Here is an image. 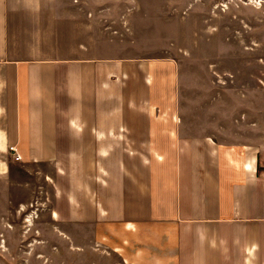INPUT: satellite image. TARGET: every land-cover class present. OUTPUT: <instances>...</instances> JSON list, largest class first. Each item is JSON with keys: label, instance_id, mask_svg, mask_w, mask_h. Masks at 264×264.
Listing matches in <instances>:
<instances>
[{"label": "crops", "instance_id": "crops-1", "mask_svg": "<svg viewBox=\"0 0 264 264\" xmlns=\"http://www.w3.org/2000/svg\"><path fill=\"white\" fill-rule=\"evenodd\" d=\"M99 2L0 0V176L40 170L73 250L264 264V83L206 82Z\"/></svg>", "mask_w": 264, "mask_h": 264}, {"label": "rangeland", "instance_id": "rangeland-1", "mask_svg": "<svg viewBox=\"0 0 264 264\" xmlns=\"http://www.w3.org/2000/svg\"><path fill=\"white\" fill-rule=\"evenodd\" d=\"M95 1L105 6L95 13L105 11L112 31L134 16L133 35L149 40L146 49L155 42L159 52L168 46L181 60L200 57L206 82L264 83V0ZM6 175L0 176V264H119L109 254L73 250L49 230L52 185L40 170L19 167Z\"/></svg>", "mask_w": 264, "mask_h": 264}, {"label": "built area", "instance_id": "built-area-1", "mask_svg": "<svg viewBox=\"0 0 264 264\" xmlns=\"http://www.w3.org/2000/svg\"><path fill=\"white\" fill-rule=\"evenodd\" d=\"M19 157H20V155H17V156H16V158H19Z\"/></svg>", "mask_w": 264, "mask_h": 264}]
</instances>
